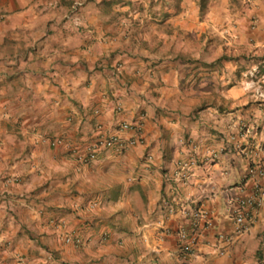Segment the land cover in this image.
I'll return each mask as SVG.
<instances>
[{"label":"crops","instance_id":"1","mask_svg":"<svg viewBox=\"0 0 264 264\" xmlns=\"http://www.w3.org/2000/svg\"><path fill=\"white\" fill-rule=\"evenodd\" d=\"M263 77L264 0H0V264H264Z\"/></svg>","mask_w":264,"mask_h":264},{"label":"built area","instance_id":"2","mask_svg":"<svg viewBox=\"0 0 264 264\" xmlns=\"http://www.w3.org/2000/svg\"><path fill=\"white\" fill-rule=\"evenodd\" d=\"M82 4V2H76L75 7H78ZM227 33V31L225 32ZM263 82H264V77H263ZM249 87L253 86V83L249 82ZM261 94H264V88L261 87ZM125 128H133L134 126L129 124V123H125L123 125ZM118 138L116 137H107L104 135L99 136V138L95 141L92 142L89 146H88V152H89V157L90 158H95L96 157V150L98 149V147L100 146H112L116 143H118ZM60 142L59 139L57 140H52L53 144H56ZM130 143H134L135 140L130 139L129 140ZM120 147H124V143L119 142ZM248 173H250L251 175H262L264 173V170L258 166V165H250L248 168ZM261 193L264 195V188H260ZM255 204V199L254 198H247L241 201V206L243 208H241L240 210H237L235 213V219L237 224H239L240 227L243 226V224L245 223V212H244V208L248 207V206H253ZM202 216L201 211L199 209H192L190 211V218H191V223L188 227L182 228L179 232L180 238L182 240H187L188 242L185 243L183 245V250L185 252H190L191 248H192V243L195 241L196 239V234H195V225L197 224L198 219ZM222 238H225V236H221ZM68 241H70V237L67 238Z\"/></svg>","mask_w":264,"mask_h":264},{"label":"trees","instance_id":"3","mask_svg":"<svg viewBox=\"0 0 264 264\" xmlns=\"http://www.w3.org/2000/svg\"><path fill=\"white\" fill-rule=\"evenodd\" d=\"M202 2H205V0H202ZM201 7H202V9L204 10L205 7H206V4L201 3ZM223 58H227V59H229V58H231V56L223 55Z\"/></svg>","mask_w":264,"mask_h":264},{"label":"rangeland","instance_id":"4","mask_svg":"<svg viewBox=\"0 0 264 264\" xmlns=\"http://www.w3.org/2000/svg\"><path fill=\"white\" fill-rule=\"evenodd\" d=\"M205 1H206V3H207L208 0H205ZM223 29H226V26H225ZM213 38H215V37H213Z\"/></svg>","mask_w":264,"mask_h":264}]
</instances>
